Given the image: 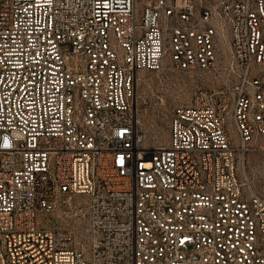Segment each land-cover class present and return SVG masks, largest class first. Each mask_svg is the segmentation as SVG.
Instances as JSON below:
<instances>
[{"label": "built area", "instance_id": "2783aa9c", "mask_svg": "<svg viewBox=\"0 0 264 264\" xmlns=\"http://www.w3.org/2000/svg\"><path fill=\"white\" fill-rule=\"evenodd\" d=\"M167 62L210 85L152 146L137 76ZM259 144L264 0H0V264H264Z\"/></svg>", "mask_w": 264, "mask_h": 264}, {"label": "rangeland", "instance_id": "374dc122", "mask_svg": "<svg viewBox=\"0 0 264 264\" xmlns=\"http://www.w3.org/2000/svg\"><path fill=\"white\" fill-rule=\"evenodd\" d=\"M201 75L175 70L167 62L160 72H141L137 76L135 111L139 129L152 146H165L169 140L172 111L176 105H188L195 92L209 86ZM243 178L264 195V146L250 149L241 160ZM60 224L77 235L78 241L90 243L89 217L82 198H64L59 202Z\"/></svg>", "mask_w": 264, "mask_h": 264}]
</instances>
